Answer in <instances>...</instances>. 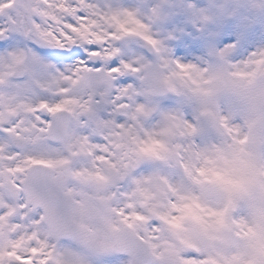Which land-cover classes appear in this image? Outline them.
<instances>
[{
	"label": "snow or ice",
	"instance_id": "snow-or-ice-1",
	"mask_svg": "<svg viewBox=\"0 0 264 264\" xmlns=\"http://www.w3.org/2000/svg\"><path fill=\"white\" fill-rule=\"evenodd\" d=\"M0 264H264V0H0Z\"/></svg>",
	"mask_w": 264,
	"mask_h": 264
},
{
	"label": "rangeland",
	"instance_id": "rangeland-1",
	"mask_svg": "<svg viewBox=\"0 0 264 264\" xmlns=\"http://www.w3.org/2000/svg\"><path fill=\"white\" fill-rule=\"evenodd\" d=\"M99 2H103V0H99Z\"/></svg>",
	"mask_w": 264,
	"mask_h": 264
}]
</instances>
